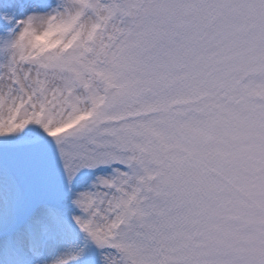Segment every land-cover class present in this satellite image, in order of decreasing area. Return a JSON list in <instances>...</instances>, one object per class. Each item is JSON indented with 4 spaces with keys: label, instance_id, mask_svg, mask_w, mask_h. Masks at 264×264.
<instances>
[{
    "label": "snow or ice",
    "instance_id": "6c2138e0",
    "mask_svg": "<svg viewBox=\"0 0 264 264\" xmlns=\"http://www.w3.org/2000/svg\"><path fill=\"white\" fill-rule=\"evenodd\" d=\"M0 264H264V0H0Z\"/></svg>",
    "mask_w": 264,
    "mask_h": 264
}]
</instances>
